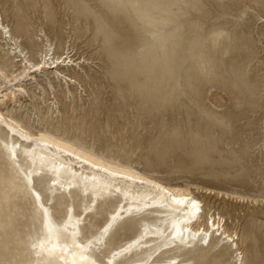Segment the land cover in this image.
I'll return each instance as SVG.
<instances>
[{
	"label": "rangeland",
	"instance_id": "374dc122",
	"mask_svg": "<svg viewBox=\"0 0 264 264\" xmlns=\"http://www.w3.org/2000/svg\"><path fill=\"white\" fill-rule=\"evenodd\" d=\"M178 2L172 3L178 14L172 18L153 23L136 15L122 18L121 24L136 31L134 37L127 33L133 45L142 48L132 55L147 56L154 48L150 63L160 75L157 83L150 78L152 88L134 80L135 94L126 93L125 101L106 74L113 64L102 53L98 35L103 32L95 24L118 36L105 19L118 17L117 12L132 15L126 0H0V62L8 59L19 71L26 53L41 61L42 52H73L75 66L61 70L78 78L67 82L50 68L33 72L36 79L24 85L29 95L3 110L32 130L59 129L109 158L195 192L206 212L223 216L238 239L231 243L214 234L209 246L186 251L185 264H236L238 259L264 264V0H190L185 10ZM53 24L64 34L63 43L53 39ZM9 30L20 49L6 38ZM30 41L35 49L28 47ZM153 86L155 96L149 94ZM150 95L154 103H145ZM20 184L0 149V264L35 263L32 244L40 223L33 201L22 188L5 192ZM218 191L246 199L225 198ZM62 203L54 208L58 220L66 209ZM114 205H100L84 228L86 237L98 232ZM124 221L98 259L139 235L140 218Z\"/></svg>",
	"mask_w": 264,
	"mask_h": 264
},
{
	"label": "bare ground",
	"instance_id": "6f19581e",
	"mask_svg": "<svg viewBox=\"0 0 264 264\" xmlns=\"http://www.w3.org/2000/svg\"><path fill=\"white\" fill-rule=\"evenodd\" d=\"M174 1H179L177 4L180 3V8L185 10L190 0H126L132 15L117 12L115 14L119 19L110 17V14V18H104L106 22L109 21L107 23L111 29H117L120 33L118 36L109 33L106 27H100L99 23L95 24L97 32H103L97 34L98 37L102 36V53L113 64L106 70V74L120 90L119 95L123 100H127L129 92L135 90L134 80L138 85L151 87L150 78L157 83L160 75L150 63V58L156 52L153 51L154 48L150 49L147 56L137 55L135 58L132 55L142 48H135V39L129 37H134L136 31L121 24L122 18L136 15L137 19L146 17L151 22L163 17L172 18L175 14L178 15L171 8ZM108 12L114 14L116 11ZM85 20L89 22L87 15ZM57 29L53 24L49 31L53 39L59 38L63 43L65 36ZM7 35L6 38L10 37L15 41L10 30ZM14 45V49L21 48L16 41ZM35 46V41L28 43L31 50ZM145 49L146 47L143 51ZM20 52L24 53L23 49ZM51 52L52 50L46 54L42 52L41 61L31 56L28 58L26 53L24 67L19 71L12 70L15 65L9 64L8 59L0 62V149L21 183L5 192L22 188L33 201L40 223L32 244L34 264H158L167 254L173 255L168 257L167 264H185L182 259L186 251L209 246L215 235L219 234L234 243L238 239L236 231L225 226V219L219 213L206 212L203 200L190 189L179 184L165 183L109 158L80 141L61 134L59 129L44 127L32 130L18 116L3 110L8 103L18 106L21 97L29 95L24 85L25 81L36 79L33 72L56 69V74L63 76L67 82H78L77 76L61 70L64 66H75L76 54L66 52L58 55L56 50ZM135 67L138 68L137 71L132 70ZM151 92L149 94L155 96L158 88ZM151 95L145 103L153 102ZM135 100H138L137 97ZM206 190L209 194L217 193L214 189ZM218 195L225 198L236 197L241 201L246 199L223 191H218ZM74 197L79 201L76 202ZM257 200L252 199L254 202ZM61 202L66 204V209L58 220L54 217V208ZM108 202H114L115 209L108 212L106 222L96 234L86 237L83 231L89 224L90 217L98 212L100 205ZM134 217L140 218L139 235L110 251L104 260L98 259L97 253L101 252L102 246L106 245L114 231L125 219L133 220ZM235 245L237 246L236 243ZM140 255L136 260H128ZM236 264H244L243 259H238Z\"/></svg>",
	"mask_w": 264,
	"mask_h": 264
}]
</instances>
